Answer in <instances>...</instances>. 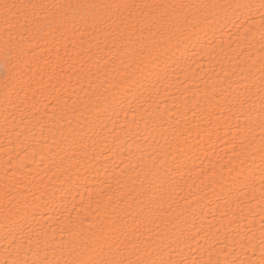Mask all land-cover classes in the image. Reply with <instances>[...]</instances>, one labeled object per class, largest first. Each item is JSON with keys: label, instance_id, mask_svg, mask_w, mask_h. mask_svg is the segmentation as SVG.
Instances as JSON below:
<instances>
[{"label": "snow or ice", "instance_id": "snow-or-ice-1", "mask_svg": "<svg viewBox=\"0 0 264 264\" xmlns=\"http://www.w3.org/2000/svg\"><path fill=\"white\" fill-rule=\"evenodd\" d=\"M233 21L242 22L244 27V34L236 39L246 41L249 48H253V41L258 35L259 49L254 60L249 51V63L241 73L247 81L243 91L233 101L226 99L223 106L217 105L231 113L237 121V134L232 137L235 159L229 174L235 173L234 183L241 177L247 180L245 165L250 168L249 160L254 162L258 156L264 185V0L228 4H157L137 3L136 0H54L52 3L0 0V24L4 27L0 34L3 36V45L0 47V88L5 99V123L10 115L15 114L9 112V107L20 112L26 103H30L31 109H34L32 115H37L47 89L43 76H40L39 81H36V77L45 70L50 80L56 68L65 74L74 71L77 84H81L82 78H90L93 74L92 61L95 59L96 65L99 64L100 52H119L123 49L127 59L122 58L121 63L131 69L139 67L161 48V54L167 55V45L173 40L179 50L181 45L189 44L197 32L206 35L207 31L222 29ZM69 36L72 37L71 52L66 40ZM85 36L93 37L97 42L95 57L91 54V48L87 52L83 50ZM77 37L80 38L79 47ZM133 37L136 39L133 40ZM101 43L103 47H100ZM215 50L213 47L212 52ZM42 52L49 54L47 59L41 55ZM34 83L40 87H33ZM61 84L63 80L57 79L52 87ZM119 86H123V80ZM112 87L118 85L113 84ZM81 90H84L82 86ZM63 103L67 106V100ZM43 107L49 116V124L58 126L63 142L68 145L67 151L71 153L68 159L75 163L76 171L91 163L82 160V157L92 155L95 158L98 145L101 146V152L104 149L111 151L110 143L119 136L117 133L110 141L105 132L107 125L100 127L106 109L99 106L92 108L87 103L77 105L73 101L69 112L60 107L59 102L53 104L49 100ZM173 107H176L175 103ZM254 112L258 113V137L253 127ZM149 115L154 121L166 119V113L158 111V108ZM213 115L215 113L210 111L207 116H202L203 125L193 120L185 121L183 130L165 127L163 132L170 135L165 136L163 145L151 146V166L141 168L139 165H130L132 172H135L134 177L129 175L128 180L123 182L119 177L116 178L119 195L115 205L111 203L113 198L109 195L108 203L102 204L97 199L94 206L91 201L86 208L81 206L75 217L69 212L58 228L61 236L58 242L55 240L56 228H52L50 234L48 228L40 226L38 222L34 226L31 221L37 216L48 215L45 209L51 210L58 203L55 197L63 189L49 185L41 188L32 182L19 185L13 182L14 178L9 180L2 189L6 204L0 211V229L8 246L4 249L5 256L0 259V264H264V209L260 213L258 238L253 224L245 226L233 216L228 224L229 231L217 241L219 246L212 244L204 249L208 253L206 260H190L184 251L185 248H191L189 242L196 240V236L186 232L177 221L184 212L195 214V202L189 192L181 199L191 208L181 209L175 197L183 189L173 172L179 174L183 155L190 147L192 125L197 129V135L204 131L210 133L213 130ZM241 120L244 121L242 127ZM48 130L52 131L53 128L49 127ZM137 168L140 170L137 171ZM73 170L71 165L64 169L65 172ZM124 174L125 169H121L120 175ZM220 179L224 181L223 176ZM247 187L241 188L245 196ZM261 199L264 202V191ZM165 205L167 209L163 210ZM93 208L96 218L88 219ZM80 211L86 213L84 218H81ZM125 217L131 218L134 225L130 230ZM233 223H237V227L233 228ZM65 235L67 240L64 239ZM216 235L219 236V230ZM196 242L199 243V240ZM225 252L231 258L213 259ZM50 254L52 258H49Z\"/></svg>", "mask_w": 264, "mask_h": 264}, {"label": "bare ground", "instance_id": "bare-ground-1", "mask_svg": "<svg viewBox=\"0 0 264 264\" xmlns=\"http://www.w3.org/2000/svg\"><path fill=\"white\" fill-rule=\"evenodd\" d=\"M34 2L52 3L54 0H34ZM136 2L228 4L246 3L249 0H136ZM3 31L4 27L0 24V34ZM243 34L244 27L239 21H233L222 29L207 31L206 35L204 32H197L192 41L181 45L179 50L176 41L173 40L167 45V55L161 54L163 51L161 48L139 67L131 69L121 63L122 58L127 59L123 49L119 52H100L99 64L96 65L95 59L92 61L93 74L90 78H82L81 84H77V75L74 71H67L65 74L56 68L50 80L45 70L36 77V81H39L40 76H43L44 87L47 89L41 99L37 115H32L34 109H31L30 103H26L20 112H15L9 107V112L15 114L10 115L7 124L4 119L5 99L0 88V211L6 204L2 197V189L13 178V182L19 185L32 182L40 185L41 188L49 185L63 189L55 197L58 203L51 210L45 209L48 215L37 216L31 221L34 226L38 222L40 226L48 228L50 234L51 229L56 228L55 240L58 242L61 239L58 228L69 212L75 217L81 206L86 208L90 201L94 206L97 199H100L102 204L108 203L109 195L113 198L111 203L115 205L116 197L119 195L116 178L119 177L123 182L128 180L129 175L134 177L135 172H132L130 165H139L141 168L146 165L151 166L149 160L151 146L163 145L165 136L170 135L163 132L165 127H179L183 130L185 121L193 120L200 121L203 125L202 116H207L211 111L215 113L211 117L213 130L210 133L204 131L197 135V129L194 124L192 125L190 147L183 155L179 174L173 172L183 189L175 197L181 209L191 208L181 196L191 192L195 202V214L193 215L191 211L184 212L177 221L186 232L196 236V240L189 242L191 248H185L184 251L190 260H206L208 253L204 249L217 244L218 239H223L224 233L229 231L228 224L233 216L245 226L249 223L253 224L258 238L261 227L260 213L264 209V202L261 199L264 185L259 170L260 160L257 156L254 162L249 160L250 168L245 165L247 180L241 177L240 180L233 182L235 173L230 175L229 169L233 167L232 161L235 159L232 137L237 134V121L223 107H217L218 104L223 106L226 99L229 102L233 101L236 95L243 91L247 81L243 79L241 73L249 63V51L252 52V59L256 58L259 36L257 35L256 40L253 41L255 47L249 48L246 41L236 39ZM135 39L136 37H133V40ZM66 40L71 52L72 37L69 36ZM76 43L79 47V37ZM2 45L3 36L0 35V47ZM100 47H103L102 43ZM213 47L216 49L215 52H212ZM89 48L95 57L97 42L93 37L85 36L83 50L87 52ZM41 55L45 59L49 56L47 52H42ZM61 55H63V47H61ZM52 57L54 59V53ZM256 76L258 79V72ZM57 79L63 80V84L53 88L52 85L56 84ZM122 80L123 86H119ZM113 84L118 87L113 88ZM33 87L39 88L40 85L34 83ZM29 99H31V91H29ZM49 100L53 104L59 102V106L69 112L73 107V101H76L77 105L87 103L92 108L99 106L106 109L100 127L107 125L105 132L109 135L110 141L117 133L119 134L118 138L109 145L111 151L104 149L101 152V146L98 145L95 158L92 155L81 158L91 163L76 171L75 163L68 159L71 153L67 151L68 145L63 142L58 126L50 125L49 116L45 114L43 105ZM64 100H67V106L64 105ZM174 103L176 107H173ZM157 108L158 111L166 113L164 121L159 119L154 121L149 115ZM193 113H196L195 117ZM236 114L239 115V112L237 111ZM253 120L255 135L258 137L260 128L257 112L253 113ZM243 123L244 121L241 120V127ZM49 127L53 130L49 131ZM69 165L74 170L65 172L64 169ZM121 169H125L124 175H120ZM136 170L139 171L140 168ZM5 172L8 174L7 177ZM221 176L224 178L223 182ZM245 185L248 186L246 196L241 192V188ZM173 207L175 208L176 205L173 204ZM166 209L167 205L163 210ZM58 216L61 218L57 219ZM80 216L84 218L86 213L80 211ZM242 217L247 219L242 220ZM93 218H96L94 208L92 214H88V219ZM125 219L130 230L134 226L132 220L129 217ZM232 227H237V223H233ZM217 230L219 236L216 235ZM64 239L67 240L66 235ZM197 240L199 243L196 242ZM7 246L3 239V231L0 229V259L4 258V249ZM249 255L251 256V253ZM256 256H259L258 251ZM49 258H52L51 254ZM225 258H231L227 256V252L213 257L220 260Z\"/></svg>", "mask_w": 264, "mask_h": 264}]
</instances>
